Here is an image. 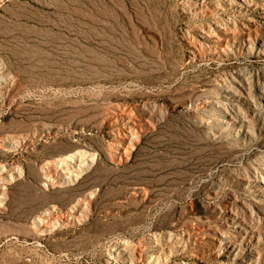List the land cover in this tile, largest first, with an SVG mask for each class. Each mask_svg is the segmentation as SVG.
<instances>
[{
	"label": "rangeland",
	"instance_id": "obj_1",
	"mask_svg": "<svg viewBox=\"0 0 264 264\" xmlns=\"http://www.w3.org/2000/svg\"><path fill=\"white\" fill-rule=\"evenodd\" d=\"M0 264H264V0H0Z\"/></svg>",
	"mask_w": 264,
	"mask_h": 264
}]
</instances>
